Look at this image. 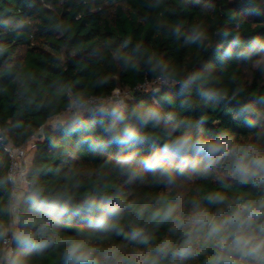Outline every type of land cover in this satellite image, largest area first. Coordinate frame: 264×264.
I'll list each match as a JSON object with an SVG mask.
<instances>
[{
    "label": "trees",
    "instance_id": "obj_1",
    "mask_svg": "<svg viewBox=\"0 0 264 264\" xmlns=\"http://www.w3.org/2000/svg\"><path fill=\"white\" fill-rule=\"evenodd\" d=\"M159 76L170 83L146 89ZM118 88L123 107L50 122ZM36 134L12 216L6 148ZM258 157L264 0H0V264H264ZM241 158L256 176L236 172Z\"/></svg>",
    "mask_w": 264,
    "mask_h": 264
},
{
    "label": "clouds",
    "instance_id": "obj_2",
    "mask_svg": "<svg viewBox=\"0 0 264 264\" xmlns=\"http://www.w3.org/2000/svg\"><path fill=\"white\" fill-rule=\"evenodd\" d=\"M143 122L146 123L147 118H144ZM125 136L129 139L134 138L135 131L132 129H126L125 130ZM194 146L198 150L205 152L209 157L215 156L218 153L226 154L225 146L222 143H220L218 140H201V139H198L195 141ZM189 147H190V143H189V140L187 138L178 139L174 144V148L177 152H184ZM166 148H167V146H166ZM145 164L149 170H156L157 168H159L161 175H167L168 174V169L166 167H163L162 165H158L156 162H154L151 159L147 160L145 162ZM250 164L252 166H254V169L259 170L261 172H264V157H258V158L253 159L250 162ZM235 170L237 173L241 174V177L243 179H247V177L250 173L252 176L257 175V171L252 170L250 168L249 164L244 162L243 158H241L240 160H238L236 162ZM260 178L264 179V177H260ZM217 199H223V198L217 197ZM172 211L173 210L171 208H168L163 214L164 218L167 219L168 217H170L172 214ZM235 243L237 246H240V245L244 244L245 242L242 241L239 237H237ZM258 247H264V245H260ZM257 250H258V248L252 249L251 251L255 252ZM77 251H78V246H73L72 248L69 249V253L72 255H75ZM82 259H86V258L79 256V255L76 256L77 261L82 260Z\"/></svg>",
    "mask_w": 264,
    "mask_h": 264
},
{
    "label": "built area",
    "instance_id": "obj_3",
    "mask_svg": "<svg viewBox=\"0 0 264 264\" xmlns=\"http://www.w3.org/2000/svg\"><path fill=\"white\" fill-rule=\"evenodd\" d=\"M162 83H170V81L164 77L159 76L154 82L153 85L156 84V89L161 85ZM116 91V90H115ZM114 91V92H115ZM114 92L111 95H108L105 98H98V97H90L86 99L83 103H73V106H80V107H86L88 109L97 107L102 102L108 101L109 99L114 97ZM10 157H11V163L9 167V178L12 182V216L16 214V205L20 199L19 194L24 192L23 190V184H29V180L26 177L27 171H25V166L27 164L26 156H27V148L24 144L21 147L9 149ZM29 168V167H28ZM28 170V169H27ZM19 197V198H18ZM15 226L14 218L12 217V222L10 226L7 227L6 235L4 237L3 243H4V250L6 254H10L12 251L11 248V241H12V231Z\"/></svg>",
    "mask_w": 264,
    "mask_h": 264
},
{
    "label": "rangeland",
    "instance_id": "obj_4",
    "mask_svg": "<svg viewBox=\"0 0 264 264\" xmlns=\"http://www.w3.org/2000/svg\"><path fill=\"white\" fill-rule=\"evenodd\" d=\"M155 86H156V84H154V85L149 84L146 86L147 87L146 89H149L150 87L154 88ZM130 96H131V93L128 89L118 88L114 92L113 98L109 99L108 101L102 102L97 106H101V107H108V106L109 107H123L125 100ZM83 110H86V107H80V106H75V105L73 106L72 105L66 112L62 113L59 116L54 117L50 122L55 124V123H57V121H63L66 118L70 117L72 114L83 112ZM36 141H37V134L32 135L30 137V139L25 144L26 148H27V156H26L27 164L25 166V171H27V169L31 163V158H32V154H33V151L35 148ZM23 185H24L23 190L25 192V190L28 188V185L25 183ZM179 189H181V188H179ZM22 194H23L22 192L19 194L20 198L22 197ZM15 220H16V218H15ZM16 223L17 222H15V225H16ZM14 229H15V227L13 228L12 233H14ZM7 255H9V254L7 253Z\"/></svg>",
    "mask_w": 264,
    "mask_h": 264
},
{
    "label": "crops",
    "instance_id": "obj_5",
    "mask_svg": "<svg viewBox=\"0 0 264 264\" xmlns=\"http://www.w3.org/2000/svg\"><path fill=\"white\" fill-rule=\"evenodd\" d=\"M32 157H33V154H32ZM31 160H32V158H31Z\"/></svg>",
    "mask_w": 264,
    "mask_h": 264
}]
</instances>
